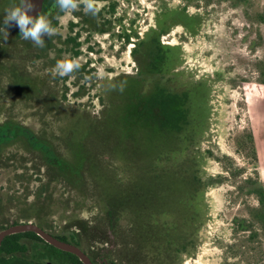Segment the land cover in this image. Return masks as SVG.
Here are the masks:
<instances>
[{
    "label": "trees",
    "instance_id": "16d2710c",
    "mask_svg": "<svg viewBox=\"0 0 264 264\" xmlns=\"http://www.w3.org/2000/svg\"><path fill=\"white\" fill-rule=\"evenodd\" d=\"M181 1L182 6L157 16L155 26L132 51L136 73L100 81L97 113L69 107L65 96L69 90L59 94L47 89L43 72L31 75L18 68L10 75L17 102L23 109L35 110L32 117L40 132L7 118L2 122L1 140L4 143L14 136L7 143H15L19 159L28 157L31 161L30 168L23 162L24 168L19 167L18 173L41 176L32 193L36 194L34 200L20 202L25 206L19 209L13 225L30 219L49 231L52 221L65 222V213L53 211L59 208L60 199L52 198L51 193L45 196L52 185L54 189L63 186L67 194L83 201L76 202L73 209L65 207L73 219L61 232L71 229L76 237L99 243L108 226L115 238L113 259L121 264H182L194 257L205 222V191L213 184L203 172V164L210 157L202 150L209 132L211 88L206 79L194 78L181 69L179 46L162 44L161 37L174 25H181L190 35L198 33L201 17L189 15V7L203 9L226 2L237 9L248 0ZM255 19L264 24V10L255 12ZM56 25V21L51 22L52 27ZM44 46L40 49L33 44L41 60L53 43L45 40ZM258 68L259 83L264 85V60ZM79 70L84 72V68ZM79 88L73 97L85 96ZM237 145L248 148L256 161L251 133L240 138ZM243 184L253 189L250 194L256 196L258 204L248 208L247 218L233 219L234 233L240 234V239L224 247V258L234 264H264V186L258 178ZM23 195L30 197L31 193ZM45 204L49 212L42 214ZM93 211L94 218H80ZM6 227L2 225L0 230ZM23 239L34 245L42 241L34 233L5 238L0 264L28 263ZM65 255L74 264H82L75 256Z\"/></svg>",
    "mask_w": 264,
    "mask_h": 264
},
{
    "label": "rangeland",
    "instance_id": "374dc122",
    "mask_svg": "<svg viewBox=\"0 0 264 264\" xmlns=\"http://www.w3.org/2000/svg\"><path fill=\"white\" fill-rule=\"evenodd\" d=\"M127 2L130 4L129 11L134 8L131 11L133 15L130 13V19L133 21L131 24H136L139 20L136 27L140 29L137 28L136 31L140 34L154 27L155 19L164 10H174L183 5L181 0H127ZM98 7L101 8V5ZM261 10H264V0H248L243 7L237 9L226 2L203 9L189 7L187 9L189 15L199 14L201 17L198 33L190 35L182 26L177 25L163 38L165 44L179 46L181 69L192 74L194 78L206 79L211 88L209 132L202 150L208 152L207 156L210 157L203 164V172L205 178L211 179L213 184L205 191V222L199 234L196 253L194 257L185 259L182 264H234L232 260L224 258V247L240 239V234L234 233L233 219L247 218L248 208H254L258 204L256 196L250 194L253 189L249 188V184H243L246 180L254 181L257 178L254 158L248 148H239L237 141L251 133L254 121L255 126L258 123L260 136L264 140V103L263 116L261 114L257 116L255 110L257 102L264 96V85L259 83L258 68V64L264 60V24L258 23L255 19V12ZM70 15V12L66 13L58 21L57 32H62L63 27L68 25L71 21ZM118 16L120 15L115 17ZM115 24L114 30H118V23ZM95 38L92 42L101 43H99L101 49L95 55L98 64L94 72L98 80L131 71L133 61L128 55L130 46L121 52L119 42L113 43L116 44L115 47H110L106 42L108 37ZM83 55L84 52L80 60L85 59ZM27 65L32 74H38L42 67L40 62L34 63V60L29 61ZM99 83L98 81L86 85L89 96L96 95ZM7 88L9 87L4 86L3 90ZM54 90H59V87L56 86ZM70 100L74 102L73 104H80L88 110L98 109V104L90 101L91 97L77 101L72 98ZM1 108L4 116L19 121L36 133L40 132L38 123L31 115L33 110L23 109L11 94L7 93V96L2 97ZM19 161L17 158V169L19 167L23 169L24 161L22 164ZM25 166L30 168L32 163ZM16 175V180L19 178L17 181L22 183L16 185L13 192L16 195L17 206L14 210L7 207L4 209L13 219L19 215L18 203L22 201L24 194L19 187H27L26 193L29 194L40 184L32 173L20 174L17 170ZM54 186L47 190L46 195L51 193L52 198L59 199L65 196V200L72 201L71 208L76 202L83 201L82 198L65 193L61 186L55 189ZM32 200L31 197L28 202ZM59 206L61 209L64 208L66 222L72 220L71 213H67L63 205ZM84 206L89 205L84 204ZM53 210L56 212L57 208ZM95 214V211L84 213L80 218L83 220L94 218ZM55 218H59V215Z\"/></svg>",
    "mask_w": 264,
    "mask_h": 264
},
{
    "label": "flooded vegetation",
    "instance_id": "af4514ba",
    "mask_svg": "<svg viewBox=\"0 0 264 264\" xmlns=\"http://www.w3.org/2000/svg\"><path fill=\"white\" fill-rule=\"evenodd\" d=\"M96 4H97V7L98 5H101V8L98 7L99 12L97 13V15L93 16L91 14L86 13L83 3L80 2L78 9L70 12L71 21L68 23V25L63 27V31L61 30L62 32H57L58 29L56 28L58 26V21L66 13L60 11V9L56 6L55 0H43L41 11L39 14L41 16H45L50 22V24L52 21H56L57 25L54 28L57 31L55 35L49 38L52 41L53 46L50 48V50L47 49V55L45 59L41 60L40 58H37V55H39V53L37 52L39 51L35 52L33 43L29 40H24L19 33V29L13 28L12 25L8 26L7 28L8 39L4 41V32L6 31V26L3 24V20L8 10L12 9L13 7L20 6V0H0V225L1 226L3 225L4 227H6L7 223H9V226H7L5 229L11 226H14L13 223L15 220L12 218V216L8 215L7 214L8 212L4 211V209L8 208V209L14 210L16 208L17 199H16L15 193L13 192L16 189V185L22 184L21 181H17L19 180V178L16 180V176H17L16 173L18 170L16 163H17L18 156L16 155V148L13 145L15 143H11V142L7 143L8 141L13 140L12 138H14V136L11 135L10 140L5 139L4 141L6 142L4 143H2V140H1L2 139V130H1L2 122L5 121L7 118H11V117H6L4 116V114H2V111H1L2 97L7 96V93L11 94L13 98L16 97L11 87V83L9 79L10 75L14 73V71H16V69L18 68L22 70L26 69L27 73L31 75H35L29 71L30 68L28 67L27 63L31 60H34V63L40 62L42 67L38 72L41 75L44 74V77H42V82H44L47 85V89L55 91L54 89H56V86H58L59 90H56L55 92L59 91V94L60 93L62 94L63 92H65V89H68L69 91L67 92L65 96L69 100V104H68L69 107L73 109L85 110L89 112L90 114H94L100 110L97 93L95 96L93 95L89 96L88 94L89 89L86 88V85L87 84L90 85L93 82L98 83V81L100 82V81H105V80H111L115 76L122 75V74L131 75V74L136 73L137 71V63L134 57L132 56V51L137 47V44L143 40L144 35L147 31L144 34H140L139 32L136 31L137 28H139V27H136V24H139L138 23L139 20H137L136 24L135 23L131 24V22L133 21L130 19V13H132L131 11H133L134 8H131V10L129 11L130 4L129 2H127V0H121V1L119 0H96ZM116 15H120V16L116 18L115 17ZM115 23H118L117 25L118 30H114L113 25H116ZM130 25H132V27ZM174 26H177V25H174ZM169 33L167 35H169ZM98 36L103 37V38L108 37L106 38V42L110 45V47H115L116 44H113V43L119 42V45L121 46L119 48V51L121 50V52L124 51V49H127L128 46L131 47V48H128V51H129L128 55L131 57L133 61L130 72H121V73L115 74L114 76L110 78L98 80L97 76L95 75L96 72H94L96 65L98 64V60L96 59L95 55L98 54V52L100 51L99 49L101 48L99 46V43H100L99 41L92 42V40L96 39L95 37H98ZM165 36L161 37L162 44H165L163 42V38ZM49 39L45 37V40H49ZM71 40L74 41L73 44L70 42ZM42 48H46V47L44 46ZM82 52H84V55H83L84 56L83 58H85L84 60H80V57L82 56ZM55 58H59L58 61L77 59L79 63L81 64V68H84L85 73L83 72V70H79L65 77H59L57 75H54L53 74L54 67H50V66ZM44 69L46 72L43 71ZM4 86H7L9 88H7V90H3ZM93 86L94 85H92V87ZM78 87H80L79 91L82 90V92H85L84 97H77V98L73 97L74 92L75 90H77ZM59 94L57 93L58 96ZM85 97L87 98L91 97L92 100L90 101L96 102L98 104V109L88 110V109H85L80 104H77V105L73 104L74 102L72 103L70 100V98H72L77 101ZM15 100L17 102L16 98ZM34 113H35V110L31 111V115H33ZM11 120H13V118H11ZM28 128L33 130L30 127ZM2 146H5V147L3 148ZM19 160H20L19 163H22L23 160L25 163H28V164L31 163V161L30 162L27 161L28 157H26V159H23V160L19 159ZM7 173L9 174L8 176H7ZM36 179H38V175L36 176ZM37 186H35V189ZM25 188L27 187L24 186L23 191L25 190ZM26 190L24 192L25 195L28 194L26 193ZM34 191L31 192L30 197L25 196L24 198V195H23V199L26 204L30 203L28 202L29 198L32 197L34 200V197L36 196V194L32 195ZM63 191L65 190L63 189ZM3 193H6V194H3ZM45 196H46V193H45ZM64 197L65 196L60 198V205H63L64 207L69 206V209H73L74 207L71 208L72 201L68 199L65 200ZM63 200L65 202H62ZM18 204H19L18 205L19 209L25 206L24 204L22 205V203L20 202ZM46 206H44V209H43L44 213L42 214H45L46 211L48 210ZM63 211H64V208L62 209L57 208V212L62 213ZM89 219H91V217ZM68 222L65 221L63 225L65 226L66 224H68ZM28 223L39 227L34 222V220H30V219L22 220L19 224H28ZM19 224H16V225H19ZM48 226L49 228H51V230L49 231H45L40 227L39 228L42 229L45 233L55 238L56 240L79 248L85 255H87V257L89 258L92 264H121L119 261L113 259V254L115 253L114 252V239L115 238L112 235L111 230L108 229V226H106L105 237L104 238L102 237L100 239L102 241H100L99 243L97 242L92 243L91 241L92 238L76 237V234H77L76 231H72L71 229L61 232L62 227H59L60 224L55 221H52L50 224H48ZM27 233H32V232H27ZM22 234H25V233H22ZM40 239L42 241L36 242V245H34L33 242L28 239H23V242H25L27 246V252L25 253V257H27L26 262H28L27 264H74L72 259L68 257L67 255H65L66 253L67 254H70V253L61 251L55 248L54 246H51L48 243H46L42 238ZM48 246L52 247L53 249ZM86 247L89 249H86ZM56 250H58L59 252ZM70 255H73V254H70Z\"/></svg>",
    "mask_w": 264,
    "mask_h": 264
},
{
    "label": "clouds",
    "instance_id": "9594fccd",
    "mask_svg": "<svg viewBox=\"0 0 264 264\" xmlns=\"http://www.w3.org/2000/svg\"><path fill=\"white\" fill-rule=\"evenodd\" d=\"M82 2L86 13L97 15L99 8L96 0H55L56 6L61 12L69 13L77 10ZM35 8L33 0H20V6L8 10L3 24L6 26L4 41L8 39V26L15 25L19 28V33L24 40L31 41L37 47H44L45 37L48 39L56 34V29L51 26L45 16L40 14L33 18L31 13ZM81 64L78 60H60L53 68V74L59 77L69 76L73 72L79 71ZM115 87V86H113ZM119 90H124V83H121Z\"/></svg>",
    "mask_w": 264,
    "mask_h": 264
},
{
    "label": "water",
    "instance_id": "95a60500",
    "mask_svg": "<svg viewBox=\"0 0 264 264\" xmlns=\"http://www.w3.org/2000/svg\"><path fill=\"white\" fill-rule=\"evenodd\" d=\"M33 2L35 4V8L29 14L32 15L33 18H36V16L41 11L43 0H33ZM12 27L19 29L15 25H12ZM27 232H32V233L36 234L37 236L42 238L46 243H48L51 246H54L55 248H57L61 251L73 254L82 262V264H92L91 261L89 260V258L87 257V255H85L79 248H77L73 245H70V244L56 240L55 238H53L49 234L45 233L42 229H40L36 225L30 224V223L14 225V226H11L5 230L0 231V246H1L2 241L6 237L11 236V235H16V234L27 233Z\"/></svg>",
    "mask_w": 264,
    "mask_h": 264
},
{
    "label": "crops",
    "instance_id": "0c3cea01",
    "mask_svg": "<svg viewBox=\"0 0 264 264\" xmlns=\"http://www.w3.org/2000/svg\"><path fill=\"white\" fill-rule=\"evenodd\" d=\"M264 103V96L262 100L257 102V116L261 114L263 116V108L262 105ZM255 120V118H254ZM255 124V121H254ZM253 124L251 134L253 137V143H254V150L256 155V161H255V170L258 180L263 184L264 186V140L263 137L260 136V130L258 129V123L255 126Z\"/></svg>",
    "mask_w": 264,
    "mask_h": 264
}]
</instances>
